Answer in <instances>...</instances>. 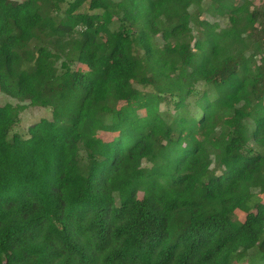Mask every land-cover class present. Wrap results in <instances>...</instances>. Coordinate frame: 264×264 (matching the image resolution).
I'll return each mask as SVG.
<instances>
[{"label":"trees","instance_id":"1","mask_svg":"<svg viewBox=\"0 0 264 264\" xmlns=\"http://www.w3.org/2000/svg\"><path fill=\"white\" fill-rule=\"evenodd\" d=\"M0 93V264H264V0H0Z\"/></svg>","mask_w":264,"mask_h":264},{"label":"rangeland","instance_id":"2","mask_svg":"<svg viewBox=\"0 0 264 264\" xmlns=\"http://www.w3.org/2000/svg\"><path fill=\"white\" fill-rule=\"evenodd\" d=\"M259 0H254L257 3ZM6 102L17 104L20 103L16 99L0 93V104H4ZM25 108L19 114V121L13 127V132H17L21 135H25L27 133V127L31 124L37 122L41 118H51V113L48 108L41 107V106H32L29 105L27 102H24ZM103 139H108L109 135H100Z\"/></svg>","mask_w":264,"mask_h":264}]
</instances>
